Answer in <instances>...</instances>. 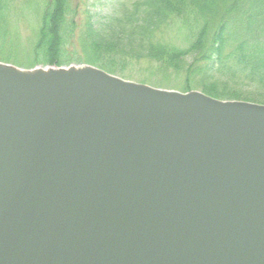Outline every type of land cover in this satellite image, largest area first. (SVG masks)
I'll list each match as a JSON object with an SVG mask.
<instances>
[{
  "label": "water",
  "instance_id": "1",
  "mask_svg": "<svg viewBox=\"0 0 264 264\" xmlns=\"http://www.w3.org/2000/svg\"><path fill=\"white\" fill-rule=\"evenodd\" d=\"M0 264H264V105L0 63Z\"/></svg>",
  "mask_w": 264,
  "mask_h": 264
},
{
  "label": "trees",
  "instance_id": "2",
  "mask_svg": "<svg viewBox=\"0 0 264 264\" xmlns=\"http://www.w3.org/2000/svg\"><path fill=\"white\" fill-rule=\"evenodd\" d=\"M10 1L0 0V29ZM94 1L90 6L98 11L95 17L87 12L78 38L83 58L76 62L116 75L127 61H153L164 68L193 71L195 87L214 99L264 105V0ZM42 12L34 44L37 63H73L64 57L75 25L69 0H49ZM173 24L183 31V48L157 39ZM6 58L0 53V61H10ZM237 86H243L245 94L236 91ZM191 88L188 84L181 91Z\"/></svg>",
  "mask_w": 264,
  "mask_h": 264
},
{
  "label": "rangeland",
  "instance_id": "3",
  "mask_svg": "<svg viewBox=\"0 0 264 264\" xmlns=\"http://www.w3.org/2000/svg\"><path fill=\"white\" fill-rule=\"evenodd\" d=\"M94 2V0H69V11L70 14L72 13L70 15V20H72L75 25L74 36H72V40L69 41L70 44L67 47V51L64 53V57H69V59L74 60V62L68 65H58L59 61L53 63L52 60L50 64H38L37 62L40 63V61H38V57L36 56L34 50V44L39 39L38 33L41 25L42 11L44 10L46 3H49V0L10 1L11 4L9 8H7L6 11L4 10L2 13L3 21H1L2 28L0 29L2 30L0 37V53H2L5 57H8L6 59L10 61H0V63L6 66L10 65L14 68H20L28 71H30V69L41 68H81L84 66H90L102 70L101 68L97 66L94 67L89 63L76 62V60L83 58L82 55L79 54L81 44L79 43L80 41L78 38L80 39L84 32L85 23L88 17L87 12L89 11L90 15L93 17L98 11L95 7L90 6ZM103 9L104 16V14H106V9L105 7ZM110 13L111 12H108L107 14ZM93 20L94 18L92 21ZM157 39L163 44H172L177 48H183V31L179 30L176 24L171 25L165 32L158 34ZM74 52L76 53L74 54ZM105 73L108 72L106 71ZM113 76L120 77L127 82L130 81L136 84L141 83L149 87L152 86L156 89L162 88L167 91L173 90L179 93H183L185 90L181 91V89L190 84L192 88L190 91L186 92L197 91L203 93V91H201L198 87H195L197 81L194 80L193 71H176L173 68H164L156 62L146 61L143 59L138 61H127L121 73L117 72V74ZM237 88L245 94L243 86H237L235 90Z\"/></svg>",
  "mask_w": 264,
  "mask_h": 264
},
{
  "label": "bare ground",
  "instance_id": "4",
  "mask_svg": "<svg viewBox=\"0 0 264 264\" xmlns=\"http://www.w3.org/2000/svg\"><path fill=\"white\" fill-rule=\"evenodd\" d=\"M86 65V64H85ZM112 75V74H111ZM152 87V86H151ZM154 88V87H153ZM162 89V88H161ZM161 89H159V90H161ZM162 90H166V89H162Z\"/></svg>",
  "mask_w": 264,
  "mask_h": 264
}]
</instances>
